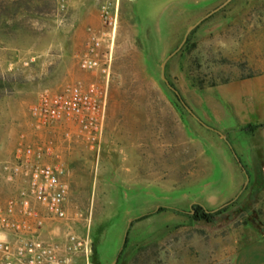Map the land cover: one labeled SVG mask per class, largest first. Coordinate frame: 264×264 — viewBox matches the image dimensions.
Listing matches in <instances>:
<instances>
[{
	"label": "rangeland",
	"instance_id": "obj_1",
	"mask_svg": "<svg viewBox=\"0 0 264 264\" xmlns=\"http://www.w3.org/2000/svg\"><path fill=\"white\" fill-rule=\"evenodd\" d=\"M224 1L0 0V207L15 187L4 166L30 146L61 168L67 187L54 232L88 235L93 264L98 238L106 264L119 253L125 264H233L242 245L263 237L264 173L239 156L246 138L201 125L160 77L187 29ZM93 36L99 55L91 56L109 71L98 147L77 126L43 124L30 112L42 90L100 76L80 66ZM262 71L264 0H231L165 66L189 107L191 94L202 106L217 94L207 86ZM195 111L224 134L226 120ZM236 196L212 222L193 220L195 204L213 210Z\"/></svg>",
	"mask_w": 264,
	"mask_h": 264
},
{
	"label": "built area",
	"instance_id": "obj_2",
	"mask_svg": "<svg viewBox=\"0 0 264 264\" xmlns=\"http://www.w3.org/2000/svg\"><path fill=\"white\" fill-rule=\"evenodd\" d=\"M89 53L80 66L100 76L87 83L42 90L30 107L43 124H72L92 146H99L107 112L109 71L95 54L98 38L92 37ZM104 55L103 57H105ZM43 151L20 149L5 165L6 180L15 185L0 207V264H93L88 235L54 232L66 216L67 187L61 168L44 161Z\"/></svg>",
	"mask_w": 264,
	"mask_h": 264
},
{
	"label": "crops",
	"instance_id": "obj_3",
	"mask_svg": "<svg viewBox=\"0 0 264 264\" xmlns=\"http://www.w3.org/2000/svg\"><path fill=\"white\" fill-rule=\"evenodd\" d=\"M207 87L217 89V94H207L204 106L200 105L195 94H191V110L199 118L195 109L204 117L211 114L214 120H226L222 131L225 138L231 134H242L246 144L240 142L239 156L247 158L244 162L260 164L264 173V71ZM225 112L236 118L235 125L227 122ZM233 264H264V236L242 245L235 254Z\"/></svg>",
	"mask_w": 264,
	"mask_h": 264
},
{
	"label": "water",
	"instance_id": "obj_4",
	"mask_svg": "<svg viewBox=\"0 0 264 264\" xmlns=\"http://www.w3.org/2000/svg\"><path fill=\"white\" fill-rule=\"evenodd\" d=\"M231 0H225L224 2H222L220 5H218L217 7H215L213 10H211L210 12H208L205 16H203L201 19H199L197 22H195L192 26H190L188 29H187V31H186V33L184 34V37H183V39H182V41L180 42V44L178 45V47L174 50V51H172L171 53H169L167 56H166V58L163 60V62L161 63V78L163 79V81H164V83L166 84V86L170 89V90H172L173 92H174V94L177 96V98H178V100L180 101V103H181V105L187 110V112L191 115V116H193V118H195L201 125H203L204 127H206V128H209V129H211V130H213V131H215V132H217L222 138H224L225 139V135L224 134H221L219 131H217L216 129H214V128H212V127H210V126H208L207 124H205L192 110H191V108L184 102V100L181 98V96H180V94H179V92H178V90H176V88H174L168 81H167V79H166V77H165V65H166V63H167V61L178 51V50H180L181 49V47L183 46V44L185 43V41H186V38H187V36H188V34L190 33V31L191 30H193L196 26H198L203 20H205L206 18H208L210 15H212L213 13H215V12H217L218 10H220L221 8H223L225 5H227L229 2H230ZM235 154V153H234ZM237 162L241 165V163H240V161L237 159ZM242 166V165H241ZM248 180H249V177H248V175L246 174L245 175V184H244V186H243V188L245 187V185L247 184V182H248ZM237 198V196L234 198V199H232V200H230V201H228V202H225V203H223V204H221L220 206H218L217 208H215V209H213V210H211V212H215V211H217V210H219V209H221V208H223V207H225L226 205H228L229 203H231L232 201H234L235 199ZM129 224H130V220H129V222H128V226H129ZM126 235H127V232H125V234H124V236H123V242L122 243H124V241H125V238H126ZM120 251V250H119ZM115 263V261H113V263L112 264H114Z\"/></svg>",
	"mask_w": 264,
	"mask_h": 264
},
{
	"label": "flooded vegetation",
	"instance_id": "obj_5",
	"mask_svg": "<svg viewBox=\"0 0 264 264\" xmlns=\"http://www.w3.org/2000/svg\"><path fill=\"white\" fill-rule=\"evenodd\" d=\"M131 2H135L136 0H130ZM204 21V20H203ZM202 21V22H203ZM197 27V26H196ZM195 27V28H196ZM194 28V29H195ZM193 30H191L190 32H192ZM186 42H187V38H186V41H185V43L183 44V46L181 47V49L180 50H178L170 59H172V58H174L175 56H177L178 54H180V52L184 49V47H185V44H186ZM180 44V43H179ZM178 44V45H179ZM178 45H177V47H178ZM177 47H175L174 48V50L177 48ZM173 50V51H174ZM169 59V60H170ZM168 60V61H169ZM167 61V62H168ZM166 66V65H165ZM160 77H161V75H160ZM166 77V76H165ZM167 79V78H166ZM163 80V79H162ZM167 81L170 83V80H168L167 79ZM201 205V204H200ZM205 209V208H204ZM205 211H211V210H206L205 209ZM195 213V211L194 210H192V214H194ZM100 238H98L97 240H96V243H95V247H94V257H93V259H94V263L95 264H103V263H105L106 264V260H103L102 262H101V259L99 258V256H98V253H99V250H98V247H99V244L98 243H100ZM113 261H115V263L114 264H125V262H126V260H125V262H122L123 261V259H122V255H121V253H119V254H116L114 257H113V259H112V261H111V264L113 263Z\"/></svg>",
	"mask_w": 264,
	"mask_h": 264
},
{
	"label": "trees",
	"instance_id": "obj_6",
	"mask_svg": "<svg viewBox=\"0 0 264 264\" xmlns=\"http://www.w3.org/2000/svg\"><path fill=\"white\" fill-rule=\"evenodd\" d=\"M193 210L195 211V213L192 214L194 221L203 220L205 222H212L214 219L215 213L211 211H205L204 207L200 204H195Z\"/></svg>",
	"mask_w": 264,
	"mask_h": 264
}]
</instances>
